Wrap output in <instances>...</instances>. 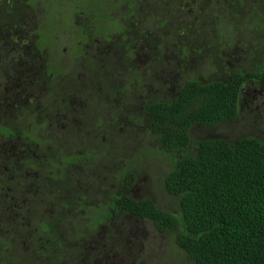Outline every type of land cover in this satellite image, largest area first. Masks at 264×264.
Here are the masks:
<instances>
[{
    "label": "trees",
    "instance_id": "obj_1",
    "mask_svg": "<svg viewBox=\"0 0 264 264\" xmlns=\"http://www.w3.org/2000/svg\"><path fill=\"white\" fill-rule=\"evenodd\" d=\"M65 27L69 30L65 34L71 32L72 40L63 53L59 51L63 43L56 35ZM30 33L36 34V38L27 43ZM96 56L105 60L104 69L95 64ZM64 58L70 62L62 63ZM43 61L53 62L51 66L57 76L53 82L47 74L50 64L42 69ZM9 62L25 63V78L31 79L30 90L34 97L38 96L33 104L26 102L31 91L25 92V98L22 92L17 93L24 89L17 75L4 77L3 66ZM86 63L91 71L93 68L100 71L92 73L94 78H101L104 72L108 76L103 84L98 82L103 88L128 90L134 86L136 90L129 92L137 96L129 103L126 99L121 101V114L116 111L122 105L104 101L99 103L104 107L103 113L92 116L99 128L105 119L116 115L123 129L120 126L97 129L92 125L99 132L94 133L84 119L75 118L73 131L57 141L56 131L49 123L64 122L74 112L70 107L69 111L55 106L56 90L49 88L55 83L58 87V78L62 76L68 80L64 89H72L73 84L78 86V71L69 75L68 72L75 64L84 67ZM158 67L165 75L171 72L174 77L172 83L167 82L169 90L176 91L173 98H140L144 90H161L151 88L146 76L148 70L154 72ZM196 75L204 79H197ZM9 79L13 80L11 90L15 92L4 94V84ZM263 90L264 0H0V177L7 178L4 168L14 161L18 162L13 165L18 173L23 164L44 169L42 175L39 171L34 174L35 190L31 176L25 171L29 183L25 191L21 181L11 184L12 195L4 196L1 213L7 216L3 212L7 201L29 199L37 203L43 195L49 202L45 208L37 207L44 215L55 213L52 206L59 207V215L73 231L61 227L60 218L54 224L38 212L43 219L39 224L50 230L44 238L33 230L34 234L31 237L28 234L29 241L25 242L38 248L37 245L47 241L45 246L53 251L38 249L47 252L51 264L59 260L60 251L69 249L74 232H91L107 221L109 227L116 214L151 221L158 231L171 235L195 264H264V142L250 135L230 140L221 136L193 138L189 133L194 124L231 123L240 110L246 113L253 111V107L260 110V103L248 107L246 96L252 100L251 96L263 95ZM104 91L96 95L104 96ZM57 98L62 100L61 95ZM85 107L82 106L83 111ZM140 126L143 137L153 146L140 150L138 159L115 175V186L123 190L108 193L106 170L97 172L88 181L85 155H105L111 159L117 150L111 142L113 134H132L127 144L134 147V135L139 133ZM94 139L101 144L94 145ZM15 149L23 150L20 156L7 155ZM41 151H47L46 156L32 155H41ZM152 152L165 154L171 160L170 169L160 179L162 188L173 198L171 208H164L148 197H136L138 190L133 185L137 164L141 157L149 159ZM98 180L104 184L94 188L93 183ZM105 194L111 199L104 200ZM69 200L74 203L60 209ZM67 210H71L69 214ZM77 218L84 220L81 230L73 229ZM35 222L29 218V224ZM0 224L3 227L0 256L4 257L0 264H8L20 257L21 245L24 247L19 233L25 236L24 227L29 228V233L31 230L26 225L20 230L9 226L8 217ZM53 227L57 232L61 229L64 236L72 235L65 238L55 232L54 245ZM93 240L96 241L95 236ZM75 256H67L69 264H81L93 255L74 259ZM135 264L149 263L139 259Z\"/></svg>",
    "mask_w": 264,
    "mask_h": 264
},
{
    "label": "rangeland",
    "instance_id": "obj_2",
    "mask_svg": "<svg viewBox=\"0 0 264 264\" xmlns=\"http://www.w3.org/2000/svg\"><path fill=\"white\" fill-rule=\"evenodd\" d=\"M40 13L42 14V12ZM38 21L42 20L38 19ZM32 28H34V26H32ZM65 32L66 31L59 29L56 35L58 40L63 43V45L59 47V51H62L63 53L66 52L69 47L67 45L70 44L72 40L70 36L71 32H68V34H65ZM28 36L26 39L27 43H30L33 39L36 38V34L34 33H30ZM44 50L46 51L47 49L45 48ZM64 60L66 63L70 62V59L68 58H64ZM48 61L42 62V69H45L46 67L44 66H48V64H50L47 74L49 81L53 82V80L57 78V76H55V68L51 66L53 62L50 61L48 63ZM76 66L78 65L75 64L74 67ZM142 66L143 64L140 63V69L142 68ZM109 68H111V65H109ZM76 70L78 71L77 73L79 74V77L87 81V84H85L84 87L76 86L75 84H73L72 89H64L68 86L67 78L63 79V76L58 78V87L56 91H53V96L55 97L53 103H55V106L64 107L68 110L70 107L73 110L72 112L80 114L81 112L89 111V108L94 106V102L86 98H89V96H92L91 98H95L94 93H98L96 90L98 88L105 90L104 99L107 98V103L118 102L121 96H125L129 93V90H126L123 87L118 88V90H108V88H103L102 85L100 86L98 82H101L103 84L105 79L108 77L105 72L103 76H101V78H94L92 73L88 74V72H86L84 69L74 68L71 70L70 73L68 72V75L72 72H75ZM148 71L146 72V76L150 81L151 88L158 87L161 90H144V95L138 96L140 98L147 97L149 99H154V97L159 99H172L176 91L169 90L170 87L167 85V82L170 84L174 81L172 73L168 72L165 75L164 73H162L163 69H161L160 67H158L157 70L154 69V72L150 70ZM25 73L26 70L24 62H9L3 66L4 77L7 75L11 76V74H15L20 78L22 83L21 85L24 86V89H28L20 90L24 98L27 96L25 95V92L31 91L30 95L26 99L27 104L31 105L36 102L35 100H37L38 96L34 97L35 94L33 90H30L33 85L31 84V79L27 77L25 78ZM4 81L5 79L3 80V82ZM12 82L13 80L9 79V81L4 84V92L2 91L4 94L5 92L11 91V88L13 87ZM124 83L125 82H123V84ZM160 83H163L162 87L159 86ZM85 88L89 90H83ZM49 89L55 90V84H53V87ZM246 92L247 91L245 90V94ZM58 95H61V101L57 100ZM83 95H85L86 98ZM245 96L246 95L243 94L242 98H244ZM246 97L247 102H249L247 105L248 107H252V105L256 107L255 104L260 103V110H255L254 107L253 111H251L250 113H246L240 110L236 119L231 123H218L213 126L194 124L189 129V133L191 134V136L193 138H214L221 136L225 139L233 140L240 136L250 135L257 137L264 142V106H262L264 105V94H257L254 98L253 96H251L252 100L251 98H249L248 95ZM127 98L130 99L131 96L126 97V99ZM242 101L244 104V100ZM82 106H86L88 108H84L85 111H83ZM90 115L96 116L93 111ZM116 117L117 116L115 115V117L105 119L102 122L101 127L104 128L108 126H120L119 128H121L122 124L120 123L119 119L116 120ZM72 120L73 113L68 114V117L64 120V122H61L59 120H52L49 123L53 127V132L55 133L56 131L55 140L61 141V139L66 137L69 132L73 131L72 127L74 126V124ZM85 121L88 125H90V131L93 132L94 130L92 129V125H95L93 117L91 119H86ZM142 128L143 127L140 126L138 128L139 133H136L134 135V141H136L135 143H133L134 147H129V144H127L129 143L130 139L133 138L132 134H128L125 136H118L116 134L111 135V142L113 146H115V148L117 149L116 151H114V153H112L111 159L105 157V155L92 157L86 154L85 157H87V164L89 166L87 177L88 181H90L91 177H93V175L97 172H103L106 170V184L107 186H109L108 193H116L119 190H123V188H117L115 186V175H118L122 169L124 170L126 167L130 166V162L132 163L134 161L133 159L137 160L140 150L142 151L144 149H147V147H150L151 145L153 146V144L148 142L147 138L143 137ZM121 129H123V127ZM92 142L94 145L101 144V141L96 139H94ZM4 151H2L1 154ZM44 153H47V151H44ZM10 155L13 156V153H10ZM148 158L149 159H142L141 157L139 159V163L137 164V172L135 175L136 181L133 185V188H137L138 190L136 191V197H148L153 199L158 205L164 208H168L169 206L171 208L170 204L172 203L170 202H172L173 198L167 192H165V190L160 184V179L171 167V160L169 156L157 152H152V154L149 155ZM62 161L63 163L69 162H64V160ZM71 161H74V159H71ZM16 164H18L17 161L15 162V166ZM13 165V163H8V168L10 169V172L13 173L15 175V178L18 179L13 180L12 183L15 185L18 184L19 181L23 182L25 178V173L24 166H21V173H18L13 167ZM51 165L55 167L54 164ZM43 170V168L32 169L31 167H29L27 170V175H30L31 179L36 182L37 179L36 175L34 176V174H37L39 171V173L42 175L44 173ZM2 177L5 178L4 175H2ZM77 177L82 176L77 175ZM103 184V181L98 180L97 182L93 183V187L101 188ZM3 187L4 184L0 183V188ZM27 187H29V183ZM33 188L35 190L34 186ZM13 191L17 192L18 188L14 187ZM92 196H96V194L92 193ZM3 198L4 196L0 194V203H2ZM102 198L104 200L111 199V197L106 194L102 196ZM48 202L49 200H47V196L43 195V198L39 197L38 202H34V204L36 206L41 205L42 208H45ZM25 207L26 202L24 201H7L5 206L6 210L3 209V212H6L7 216L1 213L0 208V223L4 221L5 217H8L9 226L15 227L18 230L22 229V226L25 224L24 219L26 218L24 213ZM44 213L47 214L46 211H44ZM116 216V219H114L115 221L109 227L108 224L110 223V221H107L104 224H100L97 229L92 230L91 232H74L71 238V246L65 252L60 251V253L58 254L59 260H57L54 264H69L70 259L67 258L68 255H71L73 257L74 255H82V257H85V255H93L91 260L82 261L81 264H135L136 260L139 259H144L149 264H195L193 261L187 258V255L184 250L174 243L173 237L171 235L158 231L151 221L146 219H139L130 215L121 216L120 214H116ZM59 218L60 219L58 221V224L61 227H68L71 229L69 222L66 221L63 216H59ZM31 220L35 222V219L32 217ZM74 223V230H81L82 228H84V220L77 218L74 220ZM59 231L61 233L62 230L59 229ZM72 231L73 230L71 229V232ZM33 234L34 231L31 230L29 236L31 237ZM70 236L71 234H69L68 237ZM94 236L96 237V241L93 240ZM50 251L53 250H51L50 248L49 252ZM21 253L22 258H19L16 264H51L50 257L45 254L47 252H45L44 250L40 251L38 248L37 250H35L33 246H30L27 243H24V247ZM52 253L53 252H51L50 254ZM108 255H111V257ZM76 256L74 259H76Z\"/></svg>",
    "mask_w": 264,
    "mask_h": 264
},
{
    "label": "flooded vegetation",
    "instance_id": "obj_3",
    "mask_svg": "<svg viewBox=\"0 0 264 264\" xmlns=\"http://www.w3.org/2000/svg\"><path fill=\"white\" fill-rule=\"evenodd\" d=\"M55 26H57V24L55 23ZM63 31H69L66 27H65V29H62ZM33 41H34V39H33ZM32 42V41H31ZM59 43V42H58ZM58 43H56V47H57V45H58ZM55 47V48H56ZM94 59H95V64L96 65H98L99 66V69H104V59L102 58V57H99V56H96V57H93ZM80 59V58H79ZM78 60V59H77ZM78 61H80V60H78ZM93 62V60H90V61H88L87 60V62ZM65 61L63 60V62L62 63H64ZM74 62H76V60H74ZM112 63V62H111ZM65 64H67L66 62H65ZM208 66H210V64H208ZM75 68H81V69H84L86 72H89V73H93V74H98L100 71L99 70H97L96 68H93L92 70L93 71H91L90 70V68H89V65L86 63L85 64V66L83 67H80V66H76ZM113 68H115L114 66H113ZM37 74H39V73H37ZM198 75H196V78L197 79H200V80H203L204 79V77L201 75V76H198ZM79 79L76 81V82H78V81H80L77 85L78 86H80V87H84V85L85 84H87V81H85L84 79H82V78H80V77H78ZM85 81V82H84ZM253 84V83H252ZM57 83H55V90L57 89ZM251 88V87H250ZM118 90V88H112V89H109V90ZM125 89V88H124ZM23 90H26V89H23ZM28 90V89H27ZM73 90H75V89H73ZM83 90H89V89H83ZM97 90V92H100L102 89H96ZM128 90H136L135 89V87L134 86H131V87H129L128 88ZM250 90H255L254 88H251ZM11 92H15V90H11ZM20 92V90H18L17 91V93H19ZM17 93H15V94H17ZM128 95H130L131 96V98L129 99V98H127L126 99V97L128 96ZM85 98H86V96L85 95H83ZM110 96H111V94H110ZM127 96H121L120 97V100L118 101V102H115L114 103V105H118V104H120V105H122V100H127V102L129 103L131 100L133 101L135 98H136V96L137 95H135V92H129L128 94H127ZM92 96H89V98H86V99H88V100H90V101H93L94 102V106L93 107H90L89 108V111H87V112H81L80 114H77V113H73V119H75V118H78V119H84V120H86V119H90V118H92V116L90 115L91 113H92V111L95 113V115L96 116H99L100 114H102L103 113V110H104V107L102 108V107H100L101 105H99V103L101 104V102H104V101H107V98H105V100H104V96H98V95H96V93H94V97L95 98H91ZM26 105V104H25ZM123 105L120 107V108H118V110L116 111V113L117 114H121L122 112H123ZM86 108V107H85ZM75 110V109H74ZM83 115H86V116H83ZM94 117V116H93ZM94 121H96L95 119H94ZM102 124V123H101ZM97 129H99L100 127H101V125H98L99 126V128L96 126V124L94 125ZM94 133H99L98 132V130H94L93 131ZM23 152V150L22 149H15L14 151H9V153H13V155H15V156H20L21 155V153ZM7 155H9L10 157H13V156H11L10 154H7ZM32 155H36V157L37 158H39V157H44V156H46V153H42L41 155L40 154H32ZM15 162L16 161H14L13 162V164L15 165ZM23 166H24V171H25V173L27 174V170H28V168H29V166H26V165H24L23 164ZM5 170H6V172H5V175L7 176V178H3V177H0V183H3L4 184V187L3 188H0V194L1 195H3V196H9V195H12V191H11V184H13L12 182H13V180L15 179V177L14 176H12V174H11V172H10V169L9 168H7V167H5L4 168ZM25 174V175H26ZM26 177V176H25ZM29 178H31V177H29ZM27 185H28V181L24 178V180H23V182H22V190L23 191H25V188L27 187ZM35 188H37V184H35L34 183V181H33V184H32ZM11 197V196H10ZM53 197V196H52ZM54 199L56 198L55 197V195H54V197H53ZM24 202H26V207H25V209H24V212H25V219H24V222H25V224L24 225H26V226H29L30 227V230H35L36 231V233L39 235V237H42V238H44V237H46L47 235H46V233L50 230V228H44L43 227V224H39L43 219H42V216L40 217V216H38V212H40L45 218H46V220H48V219H52L53 220V223L55 224V222H57L56 221V218H59V213H58V208L59 207H55V206H52V207H55V208H52L51 207V210H53V212H55L54 214H51V215H44L42 212H41V210L34 204V202H32V201H29V199L28 200H25ZM74 203V201H71V200H69L65 205H63V206H61L60 207V209H64L65 207H66V209H67V205H72ZM1 204L2 203H0V206H1ZM70 211L71 210H67V212H68V214L70 213ZM55 215H57V217H55ZM49 216V217H48ZM36 218V222L34 223V224H29V218ZM1 225L2 224H0V229H3V227H1ZM50 227V226H49ZM28 229L29 228H23V230H22V232H25V236H21V234L19 233V236H20V243L21 244H24L26 241H29V238H27V235L29 234V231H28ZM55 232L60 236V234H62V233H60V232H57V229H55V227H53L52 228V233L54 234V239H53V242H54V245H55ZM72 235V234H71ZM62 236H64L63 234H62ZM69 236V234H67V236H64L65 238H67ZM22 238H24L25 240L23 241V239ZM47 244V241H45V242H43L42 244H40V245H37V246H39L38 248L39 249H44L45 248V250H49V247H47V246H45ZM0 248H1V246H0ZM47 248V249H46ZM2 249V248H1ZM0 249V250H1ZM21 249H23L22 248V245H21ZM35 250H37V247L35 248ZM54 251H55V249H54ZM3 256H0V262H3ZM19 258H22V253H21V255H20V257ZM18 258V259H19ZM18 259H15V261H11V262H9L8 264H16V262H17V260Z\"/></svg>",
    "mask_w": 264,
    "mask_h": 264
}]
</instances>
